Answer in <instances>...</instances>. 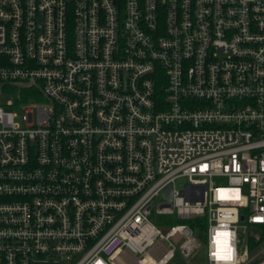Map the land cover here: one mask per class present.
<instances>
[{
  "label": "built area",
  "instance_id": "obj_1",
  "mask_svg": "<svg viewBox=\"0 0 264 264\" xmlns=\"http://www.w3.org/2000/svg\"><path fill=\"white\" fill-rule=\"evenodd\" d=\"M166 217L264 264V0H0V264H171Z\"/></svg>",
  "mask_w": 264,
  "mask_h": 264
},
{
  "label": "rangeland",
  "instance_id": "obj_2",
  "mask_svg": "<svg viewBox=\"0 0 264 264\" xmlns=\"http://www.w3.org/2000/svg\"><path fill=\"white\" fill-rule=\"evenodd\" d=\"M29 97L30 95L24 97V99H28ZM31 97L34 96L32 95ZM1 100L3 102H7L9 101V97L2 96ZM36 100L39 103L45 102V99L43 97H36ZM8 110L13 114H15L16 116L15 122L19 126L23 127L24 126L23 117L25 116V113L28 109L14 106ZM183 184H185L184 180H177L174 183V187L176 189H180L182 188ZM187 220H192V219H187ZM190 229L192 230V237L190 241L186 243L184 246H181L183 245V242L179 243V246L181 247L178 249L175 255L176 261H173L171 264H204V241H203L204 232L198 234L199 231L194 226L191 227ZM131 260L134 263L133 259Z\"/></svg>",
  "mask_w": 264,
  "mask_h": 264
},
{
  "label": "trees",
  "instance_id": "obj_3",
  "mask_svg": "<svg viewBox=\"0 0 264 264\" xmlns=\"http://www.w3.org/2000/svg\"><path fill=\"white\" fill-rule=\"evenodd\" d=\"M30 97L32 96V93L29 91V90H24L22 92V97H26V96H29ZM162 222L165 223V225H177V224H185L187 225L189 228L191 227H195L197 228V230L199 231L198 234L204 232V229H205V219L202 217V218H195V219H192V220H178V219H175V218H172V217H166L162 220ZM160 225V224H159ZM252 234L253 235H258L259 236V239H262L264 237V228H258V229H254L252 231ZM252 242H253V236L249 237L248 240H247V243L252 245Z\"/></svg>",
  "mask_w": 264,
  "mask_h": 264
},
{
  "label": "water",
  "instance_id": "obj_4",
  "mask_svg": "<svg viewBox=\"0 0 264 264\" xmlns=\"http://www.w3.org/2000/svg\"><path fill=\"white\" fill-rule=\"evenodd\" d=\"M163 196H164V199L167 200V201L170 199V187H167V188L164 190V194H163ZM239 221H240V222L243 221V217H242V216L239 217ZM34 264H54V263H41V262H36V263H34Z\"/></svg>",
  "mask_w": 264,
  "mask_h": 264
},
{
  "label": "snow or ice",
  "instance_id": "obj_5",
  "mask_svg": "<svg viewBox=\"0 0 264 264\" xmlns=\"http://www.w3.org/2000/svg\"><path fill=\"white\" fill-rule=\"evenodd\" d=\"M228 258L231 259V256L229 255Z\"/></svg>",
  "mask_w": 264,
  "mask_h": 264
}]
</instances>
